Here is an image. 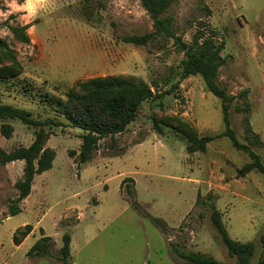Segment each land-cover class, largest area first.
<instances>
[{"label": "rangeland", "instance_id": "1", "mask_svg": "<svg viewBox=\"0 0 264 264\" xmlns=\"http://www.w3.org/2000/svg\"><path fill=\"white\" fill-rule=\"evenodd\" d=\"M23 3V0H18ZM35 16L26 10L0 15V103L23 108L34 118L67 120L58 108L69 107L66 93L78 81L120 75L152 84L161 92L177 87L161 99L143 101L134 121L113 137L102 138L90 160L77 164L68 154L78 152L83 130L52 127L46 146L55 150L50 169L35 175L20 212L9 216L22 175L23 161L0 164V264H64L59 259L62 236L70 241L69 264H186L172 251L213 256L228 264L227 253L210 219L213 203L221 212L229 236L255 245L250 264L258 260L264 235V175L252 170L239 176L250 159L222 136L204 152L188 153V140L179 129L198 136L223 130L219 98L210 93L200 75L180 79L183 52L166 36L145 45L122 37L153 30L152 20L139 0H41ZM0 0V11H6ZM165 16L185 43L198 30L223 40L217 82L228 95L247 90L230 107V126L241 143H248L243 118L248 115L260 144H251L264 164V0H176ZM9 26L25 27L29 41L14 38ZM250 106L237 112L236 106ZM10 138L0 133V148L28 146L34 128L17 119ZM156 122L162 133L154 130ZM126 178L132 193L121 183ZM200 200L196 202L197 193ZM210 195L211 198H207ZM133 201L159 218L166 231L143 216ZM33 230L16 245V229ZM51 237L50 254L27 256L41 236Z\"/></svg>", "mask_w": 264, "mask_h": 264}, {"label": "trees", "instance_id": "2", "mask_svg": "<svg viewBox=\"0 0 264 264\" xmlns=\"http://www.w3.org/2000/svg\"><path fill=\"white\" fill-rule=\"evenodd\" d=\"M89 1V0H85ZM142 7L152 20L153 30L142 35H131L122 37V41L135 45H145L148 41L153 40L156 36H166L174 40L183 52L181 60L180 79H184L191 75H200L207 90L220 99L222 109L223 130L216 135L198 136L192 129H179L184 132L188 140L186 151L193 153L196 151L204 152L208 143L219 137H226L230 144L236 150H241L247 154L249 161L244 163L238 170L237 174L243 176L252 170L264 175V164L260 157L251 148V144H260L258 135L253 132L249 122L248 115L243 118L246 137L248 143H241L234 130L230 126V107L232 101L237 97H245L247 90H242L237 95H228L225 88L221 87L217 82L219 68L225 63L221 56L224 48L223 40H216L213 36L206 35L202 30H198L193 36L190 43H185L177 36L172 29L173 20L170 16H165L169 7L176 0H139ZM9 30L15 39L28 42L29 37L25 31V27L9 26ZM7 43L0 39V49H6ZM8 72L0 71V77L5 78ZM153 85L143 80H135L132 77H124L120 75H109L105 77H94L86 81H78L74 87L77 91H68L66 93L70 106L59 105L60 112L68 121L67 124L54 118L38 119L34 118L30 111L14 107L9 104L0 103V120L17 119L23 124L34 128V138L28 146H18L10 151H4L0 148V164H5L15 160L23 161V169L21 177L16 180L14 187L17 191L15 202L9 208V216L20 212L19 202L26 198L32 187L35 175L41 174L52 166L55 158V150L47 147L46 141L52 134V127H61L68 125L83 130L80 135L81 144L78 152L68 151V154L74 157L77 168L80 164H84L90 160L94 150L97 148L98 142L105 137H113L123 132L126 126L134 121L141 103L143 101H151L161 99L177 87V84L161 92L152 90ZM237 112L248 113L250 106H236ZM154 130L162 133L161 127L154 122ZM13 127L7 122L0 125V133L5 138H10ZM128 181L126 178L122 181L121 187L125 186L131 194ZM207 198H211L207 195ZM200 200V194L197 193L196 202ZM133 205L143 216L147 217L161 232L166 231V226L159 218L151 216L143 210L139 204L133 201ZM211 209L210 219L216 231L220 235L227 253L235 257L234 264H250L254 255L255 245L253 242H241L232 239L222 221L221 212L213 203L208 205ZM33 230L32 225L26 224L16 229L13 240L19 245ZM40 237L34 242L27 252V256H47L50 254L51 237L45 235L44 230L40 228ZM62 245L59 248V259L64 264H69L70 257V241L71 237L66 232L62 236ZM259 243L261 246L258 260L255 264H264V235L260 236ZM172 251L186 264H228L220 261L213 256L206 255L194 251H185L172 245Z\"/></svg>", "mask_w": 264, "mask_h": 264}, {"label": "clouds", "instance_id": "3", "mask_svg": "<svg viewBox=\"0 0 264 264\" xmlns=\"http://www.w3.org/2000/svg\"><path fill=\"white\" fill-rule=\"evenodd\" d=\"M4 3L7 10L0 11V15L5 17L25 10L28 16H35L38 9L44 7L41 0H23V3L18 2V0H4Z\"/></svg>", "mask_w": 264, "mask_h": 264}]
</instances>
